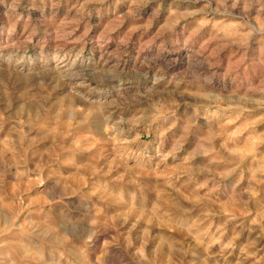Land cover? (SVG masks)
I'll list each match as a JSON object with an SVG mask.
<instances>
[{"label":"clouds","instance_id":"clouds-1","mask_svg":"<svg viewBox=\"0 0 264 264\" xmlns=\"http://www.w3.org/2000/svg\"><path fill=\"white\" fill-rule=\"evenodd\" d=\"M0 264H264V0H0Z\"/></svg>","mask_w":264,"mask_h":264}]
</instances>
